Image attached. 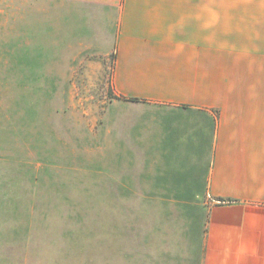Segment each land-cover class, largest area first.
Here are the masks:
<instances>
[{"label": "crops", "instance_id": "0c3cea01", "mask_svg": "<svg viewBox=\"0 0 264 264\" xmlns=\"http://www.w3.org/2000/svg\"><path fill=\"white\" fill-rule=\"evenodd\" d=\"M59 1L111 27L122 199L167 204L192 264H264V0Z\"/></svg>", "mask_w": 264, "mask_h": 264}, {"label": "rangeland", "instance_id": "374dc122", "mask_svg": "<svg viewBox=\"0 0 264 264\" xmlns=\"http://www.w3.org/2000/svg\"><path fill=\"white\" fill-rule=\"evenodd\" d=\"M61 6L0 0V264H192L167 204L113 182L128 159L105 143L111 27Z\"/></svg>", "mask_w": 264, "mask_h": 264}]
</instances>
